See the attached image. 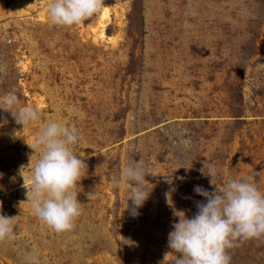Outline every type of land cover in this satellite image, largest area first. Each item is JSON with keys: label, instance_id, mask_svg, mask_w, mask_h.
Masks as SVG:
<instances>
[{"label": "rangeland", "instance_id": "374dc122", "mask_svg": "<svg viewBox=\"0 0 264 264\" xmlns=\"http://www.w3.org/2000/svg\"><path fill=\"white\" fill-rule=\"evenodd\" d=\"M49 4L0 0V98L15 92L41 116L23 128L0 110V214L15 225L0 264H174V211L191 218L206 202L194 187L215 188L205 165L218 187L252 175L264 192V0H104L103 25L102 8L73 26L54 25ZM51 120L78 129L73 151L87 164L82 214L63 233L33 213L24 186L39 159L26 141ZM140 159L155 175L132 216L122 172ZM228 254L264 264V237Z\"/></svg>", "mask_w": 264, "mask_h": 264}, {"label": "clouds", "instance_id": "9594fccd", "mask_svg": "<svg viewBox=\"0 0 264 264\" xmlns=\"http://www.w3.org/2000/svg\"><path fill=\"white\" fill-rule=\"evenodd\" d=\"M103 5L104 0H50L48 12L54 25L73 26L98 14ZM0 110L10 113L23 128L41 119L34 106L20 105L15 92L0 98ZM79 140L75 126L51 120L39 128L32 142L26 141L34 153H39L31 183L24 178L27 201L33 213L55 233L73 230L74 221L82 214L76 187L85 176L87 164L73 151ZM204 168L202 173L211 177L215 188L194 187L206 202L196 203L198 211L191 218L183 211H174L178 221L168 234V247L178 254L174 264H230L228 250L237 241L264 237V192L252 182L254 177L229 179L218 187L213 183L216 169ZM148 174L153 173L146 171L142 159L123 169L122 179L131 185L128 200L132 201V216L139 215V208L151 194L153 186L145 179ZM114 183L118 186L120 178ZM166 196L172 206L170 195ZM14 228L13 217L0 214V242L13 240ZM27 260L28 264H40L35 254Z\"/></svg>", "mask_w": 264, "mask_h": 264}, {"label": "bare ground", "instance_id": "6f19581e", "mask_svg": "<svg viewBox=\"0 0 264 264\" xmlns=\"http://www.w3.org/2000/svg\"><path fill=\"white\" fill-rule=\"evenodd\" d=\"M100 21L99 22H101L100 24H104V19H106L107 18V6H104L103 7V10L101 11V14H100ZM100 28V31H99V34L102 36V35H104V31H103V28L100 26L99 27ZM105 36V35H104Z\"/></svg>", "mask_w": 264, "mask_h": 264}]
</instances>
